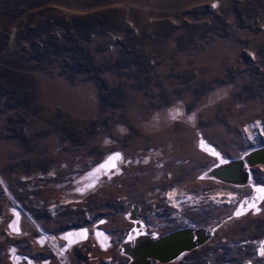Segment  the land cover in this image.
Masks as SVG:
<instances>
[{
    "label": "rangeland",
    "instance_id": "rangeland-1",
    "mask_svg": "<svg viewBox=\"0 0 264 264\" xmlns=\"http://www.w3.org/2000/svg\"><path fill=\"white\" fill-rule=\"evenodd\" d=\"M261 148L264 0H0V264H264Z\"/></svg>",
    "mask_w": 264,
    "mask_h": 264
},
{
    "label": "water",
    "instance_id": "water-1",
    "mask_svg": "<svg viewBox=\"0 0 264 264\" xmlns=\"http://www.w3.org/2000/svg\"><path fill=\"white\" fill-rule=\"evenodd\" d=\"M257 151H259L261 155L260 162L264 163V148H261ZM227 162L225 163L229 164V161ZM195 234L196 232L193 229H188V230L172 233L158 240H152V241L149 240L139 247L138 250L139 252L136 253V257L144 256L143 259L144 264H147V262H150V260L152 259H156L160 261L173 260L183 252L193 249L199 243H203L202 241L203 237L201 239L195 240V236H196ZM144 247L147 248L151 247V251L149 253L144 254V252L142 251L144 250Z\"/></svg>",
    "mask_w": 264,
    "mask_h": 264
},
{
    "label": "bare ground",
    "instance_id": "bare-ground-1",
    "mask_svg": "<svg viewBox=\"0 0 264 264\" xmlns=\"http://www.w3.org/2000/svg\"><path fill=\"white\" fill-rule=\"evenodd\" d=\"M260 157H261L260 152L256 151L252 155L247 156L242 160H239L236 162L229 161V164L225 163L222 166V168L216 169V172H213L211 175H214L216 177H220V179H222V180L232 181V182L238 181L239 182L240 180L244 179V177H245V172H244L245 165L248 163L249 164L251 163L250 165H252L253 163H262V162H260ZM148 248L143 251L144 254L149 253L151 251V247L149 249ZM143 259H144V256H143Z\"/></svg>",
    "mask_w": 264,
    "mask_h": 264
},
{
    "label": "snow or ice",
    "instance_id": "snow-or-ice-1",
    "mask_svg": "<svg viewBox=\"0 0 264 264\" xmlns=\"http://www.w3.org/2000/svg\"><path fill=\"white\" fill-rule=\"evenodd\" d=\"M178 114H179V111L177 109V115ZM172 118L173 119H176V115H173ZM189 119H192V117H189ZM117 159H121V160L123 159V157H122V155L120 153H114L113 155H111V156L108 157V161H115ZM145 163H147V161H145ZM115 166L116 165L113 164V167H115ZM100 167L103 168L104 165H101ZM259 191L264 192V188L259 189ZM249 206L251 207L253 205L250 204ZM241 207H243V205H241ZM241 214L242 213L240 211H237L235 213V215H241ZM261 254H264V242H261Z\"/></svg>",
    "mask_w": 264,
    "mask_h": 264
},
{
    "label": "trees",
    "instance_id": "trees-1",
    "mask_svg": "<svg viewBox=\"0 0 264 264\" xmlns=\"http://www.w3.org/2000/svg\"><path fill=\"white\" fill-rule=\"evenodd\" d=\"M59 34L61 35V32H59ZM116 38H117V40H120L121 39V36H116ZM34 45H36L37 47H38V45H39V47H47L46 46V44L43 42V41H41V40H38V39H36V40H34L33 42H32Z\"/></svg>",
    "mask_w": 264,
    "mask_h": 264
},
{
    "label": "flooded vegetation",
    "instance_id": "flooded-vegetation-1",
    "mask_svg": "<svg viewBox=\"0 0 264 264\" xmlns=\"http://www.w3.org/2000/svg\"><path fill=\"white\" fill-rule=\"evenodd\" d=\"M225 164V163H224ZM223 164V165H224ZM220 168H222V166L221 167H219V168H216V169H220ZM245 168V167H244ZM214 176V175H213ZM217 178H219L220 179V177H217ZM144 243V241L141 243V244H143ZM146 243V242H145ZM147 249V247H144V250H146ZM144 250H142V251H144ZM137 259L139 260V262H140V260L141 259H143L142 257H137Z\"/></svg>",
    "mask_w": 264,
    "mask_h": 264
}]
</instances>
